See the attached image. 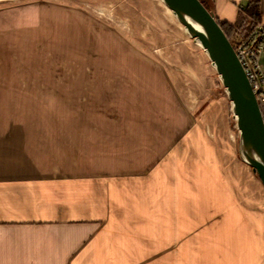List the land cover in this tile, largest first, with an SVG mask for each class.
I'll list each match as a JSON object with an SVG mask.
<instances>
[{"label": "crops", "instance_id": "obj_1", "mask_svg": "<svg viewBox=\"0 0 264 264\" xmlns=\"http://www.w3.org/2000/svg\"><path fill=\"white\" fill-rule=\"evenodd\" d=\"M249 1L207 0L228 24ZM13 71L0 74V264H264L259 213L165 175L141 134L51 123V79Z\"/></svg>", "mask_w": 264, "mask_h": 264}, {"label": "rangeland", "instance_id": "obj_2", "mask_svg": "<svg viewBox=\"0 0 264 264\" xmlns=\"http://www.w3.org/2000/svg\"><path fill=\"white\" fill-rule=\"evenodd\" d=\"M210 62L159 0H0V74L13 65L51 79V123L85 140L141 134L165 175H189L197 191H224L264 219V187L241 159Z\"/></svg>", "mask_w": 264, "mask_h": 264}, {"label": "water", "instance_id": "obj_3", "mask_svg": "<svg viewBox=\"0 0 264 264\" xmlns=\"http://www.w3.org/2000/svg\"><path fill=\"white\" fill-rule=\"evenodd\" d=\"M162 1L208 54L236 118L241 159L264 187V117L231 41L201 0Z\"/></svg>", "mask_w": 264, "mask_h": 264}, {"label": "built area", "instance_id": "obj_4", "mask_svg": "<svg viewBox=\"0 0 264 264\" xmlns=\"http://www.w3.org/2000/svg\"><path fill=\"white\" fill-rule=\"evenodd\" d=\"M233 45L264 117V23L256 22Z\"/></svg>", "mask_w": 264, "mask_h": 264}, {"label": "trees", "instance_id": "obj_5", "mask_svg": "<svg viewBox=\"0 0 264 264\" xmlns=\"http://www.w3.org/2000/svg\"><path fill=\"white\" fill-rule=\"evenodd\" d=\"M201 2L211 11L207 0H201ZM241 11H244L246 16H239V19L234 24L221 22L217 19L232 44L234 39L244 38L252 26L256 22H260V0H250ZM248 22H250V27L245 28Z\"/></svg>", "mask_w": 264, "mask_h": 264}, {"label": "bare ground", "instance_id": "obj_6", "mask_svg": "<svg viewBox=\"0 0 264 264\" xmlns=\"http://www.w3.org/2000/svg\"><path fill=\"white\" fill-rule=\"evenodd\" d=\"M160 1V3H163V1L162 0H159ZM166 7V6H165ZM166 11L170 14V15H173V13H172V11L169 9V8H167L166 7ZM176 20L178 21V19L176 18ZM179 22V21H178ZM181 24V23H180ZM182 26V25H181ZM183 27V26H182ZM195 44L204 52V54L209 58V56H208V54L205 52V50H204V48H203V46L200 44V43H198V42H195ZM211 63V62H210ZM213 67V69L216 71V69H215V67L214 66H212ZM220 79V78H219ZM221 81V80H220ZM224 91L226 92V90L224 89ZM233 111V110H232ZM233 116H234V113H233ZM234 120L236 121V118H235V116H234Z\"/></svg>", "mask_w": 264, "mask_h": 264}]
</instances>
